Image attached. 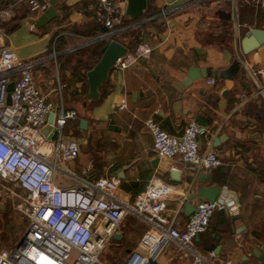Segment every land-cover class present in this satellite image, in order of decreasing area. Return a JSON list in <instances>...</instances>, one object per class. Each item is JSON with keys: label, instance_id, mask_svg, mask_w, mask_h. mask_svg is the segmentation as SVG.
I'll return each instance as SVG.
<instances>
[{"label": "crops", "instance_id": "0c3cea01", "mask_svg": "<svg viewBox=\"0 0 264 264\" xmlns=\"http://www.w3.org/2000/svg\"><path fill=\"white\" fill-rule=\"evenodd\" d=\"M93 2L55 0L57 14L40 25L34 24L39 12L31 14L27 6L21 7L15 24L4 32V43L18 57L35 60L33 72L40 65L39 73L32 74L45 97L55 107L60 98L63 107L77 113L64 127L65 134L78 141L77 154L65 166L77 175L87 166L86 179L117 173L116 193L126 201L150 177L159 178L169 186L162 213L178 227L188 215L182 212L187 193L198 184H224L238 205L234 213L214 209L208 217L214 246L219 243L216 251L210 248L214 255L208 257L205 241L194 237L188 253L177 255L185 256L184 264H216L227 257L231 264L259 263L250 246L264 244V42L241 52L243 64L235 66L232 61L236 58L234 34L239 38L250 27L264 28V0H235L234 25L223 14L230 0H145L141 15L123 12L125 23L102 31ZM126 28H134V36ZM100 33L107 34L96 38ZM106 37L126 49L141 41L151 48L148 56H138L124 67L112 65L91 98L86 95L85 70L97 59ZM48 45L56 53L66 52L54 83L45 68ZM208 77L213 81H207ZM122 96L124 106L118 107ZM148 115L173 134L180 133L186 121H195L198 149L213 150L220 163L194 170L177 156L158 157L142 123ZM80 116L85 118L84 127L78 125ZM200 171L208 174L198 176ZM59 173V179L54 175L59 183L76 180ZM14 200L0 190V248L13 245L26 225ZM128 215L134 217L132 246L146 223L136 214ZM122 218L114 239L122 235ZM191 250L202 258L192 262Z\"/></svg>", "mask_w": 264, "mask_h": 264}, {"label": "built area", "instance_id": "2783aa9c", "mask_svg": "<svg viewBox=\"0 0 264 264\" xmlns=\"http://www.w3.org/2000/svg\"><path fill=\"white\" fill-rule=\"evenodd\" d=\"M27 1L31 14L42 11L49 2ZM93 1V12L103 27L109 29L120 20L125 0ZM8 6L9 3L0 6V17L8 14ZM28 26L32 27V22ZM150 48L146 41L138 42L117 55L112 65L124 67L138 56H148ZM34 62L18 57L4 43L0 25V190L15 197L14 204L26 218L14 244L0 248V264H110L101 253L126 213L136 214L146 228L117 264H160L156 255L166 244L173 243L179 253H188L194 234L204 229L212 210L237 211L236 197L223 184L214 198L196 200L194 209L178 227L162 213L169 186L159 178L150 177L126 201L116 193L120 181L117 173L86 179L87 166H83L81 174H75L65 162L77 154L78 141L63 129L77 113L63 107L60 98L55 107L38 89L32 74ZM207 81L212 82L213 78L208 77ZM123 106L122 96L118 107ZM49 110L53 112L51 126L42 132L40 127ZM142 123L158 157L177 156L194 170L220 163L213 150L198 149L195 121H186L178 134L165 130L150 115ZM48 132L50 137L46 136ZM55 170L76 180L59 183ZM191 252L192 262L202 258L199 252ZM206 254L211 257L214 252L208 249ZM216 264H231V260L222 258Z\"/></svg>", "mask_w": 264, "mask_h": 264}, {"label": "water", "instance_id": "95a60500", "mask_svg": "<svg viewBox=\"0 0 264 264\" xmlns=\"http://www.w3.org/2000/svg\"><path fill=\"white\" fill-rule=\"evenodd\" d=\"M48 4L43 8L41 12H39L37 18L34 21L35 25H40L46 22L51 17L57 14V11L54 7L55 0H48ZM68 2H72L75 0H67ZM145 0H125L123 12L129 16H136L142 12L144 7ZM226 18H230L233 25L235 23V0H230V8L228 11L223 12ZM107 33H100L96 36L104 37ZM234 47H235V55L236 58L232 61L236 66L238 63L243 64V59L241 56V52H245L248 49L254 47L258 43L264 42V28L259 27H250L247 29L239 38L234 34ZM99 55L97 59L92 63L90 67L85 70L86 75V95L88 97H95L98 93L97 85L100 83L102 79L105 78L108 69L112 66L113 60L117 55H121L125 52L126 47L116 39L112 37L104 38L103 42L98 47ZM11 86L10 83L7 84V88L9 89ZM6 99L8 100V92L6 93ZM52 110H49L46 114V122L40 127L42 132H45L51 125L50 121L52 119ZM78 125L80 127H84L85 118L80 116L78 118ZM51 133L48 132L46 134L47 137H50ZM221 135H218V138ZM154 153V150H152ZM156 158V156L154 157ZM208 172L200 171L198 176L204 175L206 176ZM218 184H209V185H196L193 191H190L186 194L183 200V208L182 212L184 214H188L190 211L194 209V201L198 199H212L219 192ZM114 237H118L116 233L113 234ZM197 239V233L193 236ZM218 238V235H215ZM219 243L215 244L214 251L217 250ZM252 254L256 257L259 263L264 264V244L262 245H251L250 246Z\"/></svg>", "mask_w": 264, "mask_h": 264}, {"label": "rangeland", "instance_id": "374dc122", "mask_svg": "<svg viewBox=\"0 0 264 264\" xmlns=\"http://www.w3.org/2000/svg\"><path fill=\"white\" fill-rule=\"evenodd\" d=\"M44 51V53H48V56L45 58V68L49 71L51 80L54 83L56 77H58L60 73V64L66 62V52L56 53V48L52 49L51 45H48ZM33 70L34 72H32L34 74L39 73L40 65L35 66ZM65 130L66 129L64 128V133ZM54 175L58 179L61 176L59 171L56 170L54 171ZM119 226L122 233L121 237L118 239L112 238L107 241L105 244L106 246L101 253L102 258L110 264H117L126 252L124 247L130 246L134 241V217H131L126 213ZM177 252L178 251L173 246L166 244L157 253L160 255L158 262L160 264H184L185 262H183V259H185V256L182 254L178 256Z\"/></svg>", "mask_w": 264, "mask_h": 264}, {"label": "trees", "instance_id": "16d2710c", "mask_svg": "<svg viewBox=\"0 0 264 264\" xmlns=\"http://www.w3.org/2000/svg\"><path fill=\"white\" fill-rule=\"evenodd\" d=\"M9 3V12L8 14H4L0 17V25L2 26V29L4 30V32L7 31V29L10 26H13L16 22V15H17V11L22 7V9L25 8V6L28 7V1L27 0H0V6H5ZM141 15V14H139ZM139 15H136V17H138ZM126 20H123L120 18V20L115 23L112 27L115 26H119L122 25L123 23H125ZM111 27V28H112ZM105 27H101L99 30H106L107 28ZM126 33L128 34H132L134 36V28H126L125 30ZM55 40V39H54ZM98 41H95V44H97ZM198 238H197V242H202L205 241L204 243V248L206 249H210L214 246L215 243V238L213 236L210 235L209 230L207 229V224L204 227V229H202L201 231L197 232ZM208 240V241H206Z\"/></svg>", "mask_w": 264, "mask_h": 264}]
</instances>
